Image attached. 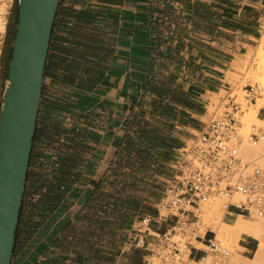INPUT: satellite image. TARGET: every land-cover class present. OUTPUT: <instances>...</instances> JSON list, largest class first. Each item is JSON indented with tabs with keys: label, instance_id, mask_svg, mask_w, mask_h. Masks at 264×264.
I'll return each mask as SVG.
<instances>
[{
	"label": "crops",
	"instance_id": "0c3cea01",
	"mask_svg": "<svg viewBox=\"0 0 264 264\" xmlns=\"http://www.w3.org/2000/svg\"><path fill=\"white\" fill-rule=\"evenodd\" d=\"M263 27L264 0H60L10 264H84L90 256L71 248L80 239L70 229L127 226V249L141 257L129 264H143L135 224L148 217L151 231L168 228L159 202L177 152L204 130L210 99L259 49ZM145 170L155 181L152 208L128 210L125 178ZM237 217L256 218L228 206L221 221ZM240 235L229 264L252 260L260 247L258 232ZM198 245L189 246L194 260L204 255Z\"/></svg>",
	"mask_w": 264,
	"mask_h": 264
},
{
	"label": "built area",
	"instance_id": "2783aa9c",
	"mask_svg": "<svg viewBox=\"0 0 264 264\" xmlns=\"http://www.w3.org/2000/svg\"><path fill=\"white\" fill-rule=\"evenodd\" d=\"M260 104L257 117L264 120V85L243 86L241 93H228L213 106L202 132L178 150L174 172L165 182L159 216L171 222L164 232L150 230L148 217L134 227L132 247L144 251L143 264H229L230 250L216 235L199 229L201 216L211 200L223 202L246 215L264 219V168L241 157L244 143L264 144V129L251 125L241 132L244 108ZM208 232L212 234L206 237ZM204 241V255L191 257L189 246Z\"/></svg>",
	"mask_w": 264,
	"mask_h": 264
},
{
	"label": "water",
	"instance_id": "95a60500",
	"mask_svg": "<svg viewBox=\"0 0 264 264\" xmlns=\"http://www.w3.org/2000/svg\"><path fill=\"white\" fill-rule=\"evenodd\" d=\"M60 0H17L0 105V264H10Z\"/></svg>",
	"mask_w": 264,
	"mask_h": 264
},
{
	"label": "rangeland",
	"instance_id": "374dc122",
	"mask_svg": "<svg viewBox=\"0 0 264 264\" xmlns=\"http://www.w3.org/2000/svg\"><path fill=\"white\" fill-rule=\"evenodd\" d=\"M5 2L7 3L6 12H5V29L0 38V105L2 101L3 88L7 77V63L11 57L12 44L15 36L16 22H17V0H5ZM263 36H264V32H263ZM257 61H259V49L256 51L248 52L245 56V59L239 62L237 66L234 68L233 73L227 74L224 88H222L218 94L213 95L212 98L210 99L209 104L207 105L208 115L207 117L204 118V122L207 123L211 118V113L214 110L213 106L217 103L220 97L228 93L240 94L243 86L248 84L259 83L264 85V73L262 75V72H260V70L258 71L259 67ZM259 106L260 104L258 103L255 106L249 105L248 107L244 108V113L240 117V125H241L242 133L248 131V128L251 125H255L257 128L264 129V123L262 124L254 119H249V118H248L249 121L247 120L248 113L251 110H254L255 108H257L258 110ZM257 118L262 120L260 116H258ZM190 139H188L187 141H189ZM255 146L259 147L260 153L252 155L250 157H245L243 155L241 157L243 159H246V161H253L254 159L256 165L260 166L261 168H264V159L260 158L261 154L264 155V144L261 143V145L258 144ZM124 161H126L125 158ZM152 176L153 173L147 170L142 171L140 174L131 171L128 174V176H126L125 178L126 182L122 186V195L120 198L123 200V203L126 205V208L128 210L134 209L137 204L141 206V210L142 209L145 210V208L148 207L152 208V206L149 203L151 199L155 197L153 196L155 189V184H154L155 181L152 179ZM222 204L223 202L219 200H211L204 207V213L203 216L201 217V220H202V224L204 226L205 225L207 226L205 227L203 226L202 228H200L199 232L203 234L204 231L208 229V231L210 230L216 235L217 239L223 241L224 244L227 246V248L230 250L229 263H232L233 254L235 252V246L238 237H231V235L228 234V231L225 228H224V231H226L225 233H223L224 231L221 232V230H219L220 233H218L219 225L221 224L220 229H223V227L225 226V224L221 221L223 215L221 210ZM129 215L130 216L127 215L126 217L131 218L132 214L129 213ZM254 219H255V223L250 221H245L244 219L243 221L251 225L252 224L256 225L259 221L262 222L263 220V219L260 220L259 218H254ZM83 222L87 223L86 220H84ZM69 231L75 233L77 237L80 239V242L78 241L75 242V244H73L71 248H75L77 251L81 252L82 254L90 256L89 257L90 260H87L84 264H96L93 259H96L98 256H100V254L104 257V259H102L104 264H113L114 263L113 257L116 254L115 252L118 250L119 255H121V251L123 250L124 247H125L124 254H122L119 264L137 263V259L140 260L141 262V257L138 256L137 252L134 251L135 252L134 253L133 251H131L132 249H127L129 248L128 247L129 243L127 242L129 240L128 226L119 229L116 228H107L105 230L92 229L91 232L93 233L91 234H88V232L90 233V231H87L86 229H81L80 231H78L77 229L75 230L70 229ZM208 234L210 235L211 233L208 232ZM227 234L230 235V237ZM198 247H202V246L198 245ZM202 248L204 249V247ZM127 252H129L128 255H126ZM140 254L142 256L143 252H140ZM130 256L133 257L129 258Z\"/></svg>",
	"mask_w": 264,
	"mask_h": 264
},
{
	"label": "bare ground",
	"instance_id": "6f19581e",
	"mask_svg": "<svg viewBox=\"0 0 264 264\" xmlns=\"http://www.w3.org/2000/svg\"><path fill=\"white\" fill-rule=\"evenodd\" d=\"M6 4L7 3L5 2V0H0V38H1V36H2V34L4 32V29H5ZM257 64H258V67H259L258 71L260 70V72H262V75H263V73H264V36L261 39V42L259 44V61H257ZM231 92H233V91H231ZM253 106H255V105H253ZM257 111H258L257 108H255L254 110H251L248 113V115H247V120H248V118L249 119H254L257 122H260V123L263 124L264 120H260V119L257 118ZM245 123H247V122H245ZM257 153H260L258 146L254 147V146L248 145L247 143H244L242 145V147L240 148L241 156L243 155L245 157H250V156L255 155ZM260 158L264 159V155L261 154ZM221 210H222V213H223V209H221ZM201 223H202V220H201ZM262 223H263V220H262V222L259 221L256 225H254V224L251 225V224H248L245 221H243V219L241 217H237V220H236V222L233 225H226L225 224L223 229H220L221 224L219 225L218 231L221 230V232H222V231H224V228H225L228 231V234L231 235V237H238L241 233L242 234L243 233H250L252 231L258 232V234L260 235L261 243L259 242L260 247H259L258 252L255 255V257L252 260H248V259L247 260H243V261L242 260H235L234 264H264V236H263L264 233L262 234V227H263ZM205 226H207V225H205ZM225 232L226 231H224L223 233H225ZM218 233H220V231ZM230 235H228V236L230 237Z\"/></svg>",
	"mask_w": 264,
	"mask_h": 264
},
{
	"label": "trees",
	"instance_id": "16d2710c",
	"mask_svg": "<svg viewBox=\"0 0 264 264\" xmlns=\"http://www.w3.org/2000/svg\"><path fill=\"white\" fill-rule=\"evenodd\" d=\"M16 24H17V22H16ZM45 68H46V65H45ZM36 127H37V124H36ZM51 134L52 135H57L58 134V129L57 128H54L53 129V132ZM36 136H37V128H36V131H35L33 143L36 140ZM28 167H29V165H28ZM27 176H28V171H27ZM26 181H27V177H26ZM25 196H26V192H24V195H23V202H22V206H21L20 213H19V220H18V226H17V230H16V237H17V234H18V228H19L20 221H21V218H22V211L24 209V201H25L24 199H25ZM33 213H37V207L36 206H33ZM16 237H15V241H16Z\"/></svg>",
	"mask_w": 264,
	"mask_h": 264
}]
</instances>
